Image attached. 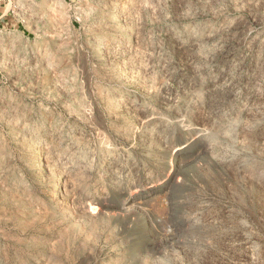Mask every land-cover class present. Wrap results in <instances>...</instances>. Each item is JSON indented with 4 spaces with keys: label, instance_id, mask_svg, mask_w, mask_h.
<instances>
[{
    "label": "rangeland",
    "instance_id": "374dc122",
    "mask_svg": "<svg viewBox=\"0 0 264 264\" xmlns=\"http://www.w3.org/2000/svg\"><path fill=\"white\" fill-rule=\"evenodd\" d=\"M0 264H264V0H0Z\"/></svg>",
    "mask_w": 264,
    "mask_h": 264
},
{
    "label": "bare ground",
    "instance_id": "6f19581e",
    "mask_svg": "<svg viewBox=\"0 0 264 264\" xmlns=\"http://www.w3.org/2000/svg\"><path fill=\"white\" fill-rule=\"evenodd\" d=\"M124 2H125V0H122V4ZM107 33H108L107 30L104 29V30H102L100 32L99 37L101 39H103L106 36ZM102 42H104V41H102ZM127 45H128V38L125 35H123V36L120 37V39L114 45H112L110 47V49L111 50H122V49L126 48ZM65 205H67V204H65Z\"/></svg>",
    "mask_w": 264,
    "mask_h": 264
}]
</instances>
